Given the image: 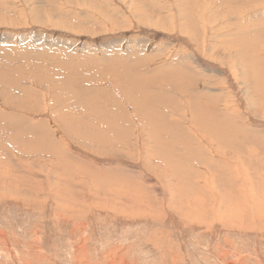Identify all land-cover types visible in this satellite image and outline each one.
I'll return each mask as SVG.
<instances>
[{"label": "rangeland", "instance_id": "374dc122", "mask_svg": "<svg viewBox=\"0 0 264 264\" xmlns=\"http://www.w3.org/2000/svg\"><path fill=\"white\" fill-rule=\"evenodd\" d=\"M199 139L263 196L264 0H0V264H264L256 217L176 213Z\"/></svg>", "mask_w": 264, "mask_h": 264}, {"label": "bare ground", "instance_id": "6f19581e", "mask_svg": "<svg viewBox=\"0 0 264 264\" xmlns=\"http://www.w3.org/2000/svg\"><path fill=\"white\" fill-rule=\"evenodd\" d=\"M35 41H38V39H36ZM205 90V89H204ZM211 90V89H210ZM208 93V92H207ZM204 94V93H202ZM206 94V93H205ZM199 95V94H198ZM211 95V94H210ZM203 96V95H201ZM209 96V95H208ZM211 97V96H209ZM200 103H197L196 105H200L203 108H206V104L207 102H205L203 99H200L199 100ZM210 103V102H209ZM206 106V107H205ZM189 123H192V125L195 127V128H199V129H202V133H205L204 131V127H207V125L204 123V121H202V124H195L194 123V119L192 118L191 120H187ZM187 124V123H186ZM214 124V122H213ZM216 124V123H215ZM191 125V124H190ZM202 126V127H201ZM189 127V126H188ZM209 128V127H207ZM191 129V128H190ZM202 135V134H201ZM202 137L204 138L205 137V134L202 135ZM222 140H225V136L223 139H217V141H212V143H219L221 144ZM199 143H196L194 145L195 149H196V154L199 158H202L205 160L206 162V168L207 167H211L212 170L208 169L206 170L204 173H199L200 176L202 177V180L197 179L198 180H195L193 182V184H195V187L197 189V192H195V194H193L191 196V199H188L190 204H186L185 205V210H176V213L180 216H182V214L186 216V214H196V219L200 220V217L198 218V216H201V217H204V218H207V216H210V218H212V220H215L219 223H221L222 225H226L228 226L229 224H232L233 225V220L232 219H238L237 221H241L240 218L242 217V215H245L246 218H247V221L246 223L244 222V225L246 226L247 225H252V222L256 221V220H261L262 223H264V193L263 196L261 198H256V195L257 194H253L252 190L248 187V188H245L244 187V183H246L247 185V182L245 181V179L241 178V175H240V172H238L239 170H236V168L238 169V167H236V165H234L233 163H229L230 161L228 160H220V159H215L214 157L216 156L214 154L213 151H209V154H206L204 151H206L207 149L209 150L210 147L207 146L206 141L203 142L202 139H199L198 140ZM224 146V144H223ZM223 149V148H222ZM221 150V149H220ZM176 152V151H175ZM219 152V151H218ZM224 153V152H223ZM235 157V156H234ZM233 157V158H234ZM227 158V157H226ZM225 159V157H224ZM236 159V158H235ZM239 159V158H238ZM216 160V161H215ZM240 160V159H239ZM240 162V161H239ZM235 163V162H234ZM211 164H216V166H218L219 168L222 167L221 171L228 174L229 173V176L230 178H228V186H230L231 188V191L229 193V196H228V193L224 194L223 195V191L225 190L224 187H222L221 185L220 186H217L215 184L218 183L216 180L214 181V174L217 175V169L213 168ZM27 165V164H26ZM239 166V165H237ZM242 166V165H241ZM2 166H0V169H1ZM215 167V166H214ZM26 168V167H24ZM28 169V167L26 168ZM215 169V171H214ZM32 170V169H31ZM3 171V170H2ZM10 172V171H9ZM7 171H3V174L4 175H1V177H4L3 179H1L2 182H4V180L6 181V179H8L7 176ZM243 173V172H242ZM232 174V176H231ZM139 175V174H138ZM188 175V174H187ZM246 175V174H245ZM12 176V175H11ZM140 176V175H139ZM218 178V177H217ZM11 179V180H10ZM8 179L11 183H14L15 186L13 187V191L15 193H19V192H22V188L25 186L24 183L26 182L25 181V175H23V178L22 179H17V178H10ZM30 179V178H29ZM35 179V178H34ZM46 179V178H45ZM7 180V181H8ZM39 180V179H38ZM261 180V179H260ZM8 181V182H9ZM40 181V180H39ZM182 181V179L180 180ZM244 181V183L242 182ZM186 183V185H190L191 182L190 181H187V179L184 181ZM262 182V181H261ZM41 184V183H40ZM136 184V183H135ZM263 185V183H261ZM177 185V184H175ZM174 185V186H175ZM5 186V185H3ZM123 186V185H122ZM243 187L244 189H242L241 187ZM6 187V186H5ZM12 187V186H11ZM10 187V188H11ZM117 187V186H116ZM125 187V186H124ZM188 187H191V186H188ZM194 187V186H193ZM240 187V188H239ZM114 188V187H113ZM119 188V187H118ZM122 188V187H121ZM179 186L178 187H175L176 191H178L179 189ZM25 189V187L23 188ZM33 189V188H32ZM35 190V189H34ZM41 190V189H39ZM90 190V189H89ZM88 189L87 190H83L84 193L82 195H80V199L78 197L79 200H85V201H89L91 203V205L89 206H92V203H97V197L94 195L93 193V190H90L89 191ZM109 190H113L111 188H107L106 187V190L105 191H109ZM142 190V189H141ZM120 194H117L115 195L114 194V197H111V194L108 193L107 196L111 198H119L121 196L124 195V192L126 191L125 189H118L117 190ZM130 191L132 192L133 194V197H132V201L129 200V202H133V203H140V202H144L143 201V194H142V191L140 192V188H139V191L138 192H134L133 188H130ZM33 193V192H32ZM97 193V192H96ZM1 194V193H0ZM37 194V192H36ZM126 193H125V197H126ZM178 195H180V193H178ZM150 196V195H148ZM185 198V195H183ZM3 197V196H2ZM99 197V196H98ZM189 197V196H188ZM23 198V197H21ZM36 198L38 199L39 197L36 196ZM26 199V198H25ZM43 199V198H42ZM128 199V198H127ZM21 200V199H20ZM117 200V199H116ZM105 201V200H104ZM27 202V201H26ZM76 202V201H75ZM29 203V202H28ZM158 206H161L163 207V198H157L156 199V202ZM80 204V203H79ZM41 205V204H40ZM39 205V206H40ZM85 205V204H84ZM95 205V204H94ZM118 205V204H117ZM138 205V204H136ZM224 205V210L222 209ZM156 206V205H155ZM156 206V207H158ZM200 207V208H199ZM181 209H183V207H180ZM86 209V208H85ZM153 208L151 207L150 208V211L148 210L147 214L148 215H152L154 216L153 214H151V210ZM79 210V209H78ZM159 211H163L161 210V208L159 209ZM83 212V211H82ZM182 212V213H181ZM249 212L251 214H249ZM81 214V213H80ZM205 215V216H204ZM189 217V216H188ZM192 217V216H191ZM194 217V216H193ZM256 217V220L254 219ZM242 219V218H241ZM197 221V220H196ZM210 221V220H209ZM199 222V221H198ZM239 223V222H238ZM235 224V222H234ZM236 225H237V222H236ZM242 225V224H241ZM184 226V225H183ZM235 226V225H234ZM240 226V225H239ZM91 238V237H90ZM87 238H82V242H84ZM88 240V239H87ZM82 242H80L79 244H81ZM117 247V246H116ZM44 252V251H43ZM127 253V252H126ZM96 255V254H95Z\"/></svg>", "mask_w": 264, "mask_h": 264}]
</instances>
